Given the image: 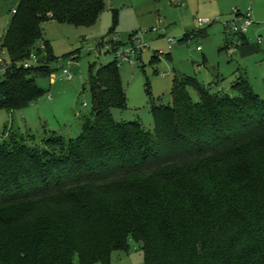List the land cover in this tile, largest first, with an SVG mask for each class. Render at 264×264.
<instances>
[{"label": "trees", "instance_id": "16d2710c", "mask_svg": "<svg viewBox=\"0 0 264 264\" xmlns=\"http://www.w3.org/2000/svg\"><path fill=\"white\" fill-rule=\"evenodd\" d=\"M105 7L21 0L3 43L0 108L24 110L45 93L37 78L58 61L44 24L92 27ZM119 66H91L93 117L76 139L0 140V264H111L131 242L146 264H264V99L244 78L232 96L176 76L172 103L154 105L147 131L114 119L128 108Z\"/></svg>", "mask_w": 264, "mask_h": 264}, {"label": "rangeland", "instance_id": "374dc122", "mask_svg": "<svg viewBox=\"0 0 264 264\" xmlns=\"http://www.w3.org/2000/svg\"><path fill=\"white\" fill-rule=\"evenodd\" d=\"M20 2H0V67L4 61L10 64L3 43ZM250 8L254 24L246 34L247 44H241L231 32L236 20L234 11L245 14ZM200 19L209 23L201 27ZM201 31L205 33L201 35ZM43 32L58 63L51 67V78H37L45 92L39 100L12 113L0 108V140L15 133L24 136L30 147L44 148L49 134L66 139L80 136L84 121L93 117L91 66L115 61L113 54L97 55L101 41L103 53L111 40L118 42L122 50L138 41L149 46L141 59L134 60V66L124 62L119 66L128 108L112 111L116 122H139L145 130L153 131L154 105L159 100L172 103L176 76L193 77L211 87L212 92L232 96L239 95L233 85L244 78L264 99V0H106L105 10L94 26L48 22ZM189 34L188 42L180 44ZM65 69L71 80L64 74ZM191 93L194 101H199L196 91L191 89ZM74 264H81L78 257ZM111 264H146L141 245L131 242L128 252H114Z\"/></svg>", "mask_w": 264, "mask_h": 264}, {"label": "built area", "instance_id": "2783aa9c", "mask_svg": "<svg viewBox=\"0 0 264 264\" xmlns=\"http://www.w3.org/2000/svg\"><path fill=\"white\" fill-rule=\"evenodd\" d=\"M235 22L231 28V32L236 35L238 38L241 36H246V34L248 33L249 29L253 26L254 21L252 20V9L250 8L248 10L247 13L243 14L240 11L235 10ZM16 11H13V14H15ZM209 21L207 19H200L199 20V24L201 27H203L204 25L208 24ZM173 39H169V42L172 43ZM238 42L240 43L239 39ZM262 40L259 39V43H261ZM41 46H43L42 42H40ZM101 44H103V46H101ZM102 47H104V41H101L98 47L99 53H97L98 56L102 55V54H113L115 61H117L120 64L124 63H129L131 66H134V60L138 59L141 54L149 48L148 45L144 44L142 41H138V42H134L132 44L131 47H129L128 49L122 50L121 48L115 49L112 46H108L107 47V51H105V53H103V49ZM170 48H172V44L169 45ZM200 50V48L198 49ZM32 61L36 62L37 58L36 56L32 55ZM71 63V62H70ZM30 63L25 64V68H29L30 67ZM10 65H8L5 61L2 63L1 67H0V74L3 77L8 69H9ZM64 74L66 75L67 79L71 80V75L69 73V70L65 69L64 70ZM1 138V136H0Z\"/></svg>", "mask_w": 264, "mask_h": 264}, {"label": "crops", "instance_id": "0c3cea01", "mask_svg": "<svg viewBox=\"0 0 264 264\" xmlns=\"http://www.w3.org/2000/svg\"><path fill=\"white\" fill-rule=\"evenodd\" d=\"M246 39H247V36H246Z\"/></svg>", "mask_w": 264, "mask_h": 264}]
</instances>
